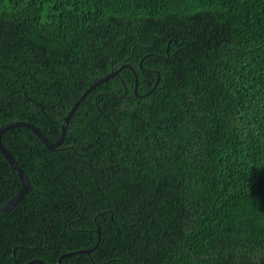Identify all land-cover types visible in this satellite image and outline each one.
Here are the masks:
<instances>
[{"label": "trees", "instance_id": "trees-1", "mask_svg": "<svg viewBox=\"0 0 264 264\" xmlns=\"http://www.w3.org/2000/svg\"><path fill=\"white\" fill-rule=\"evenodd\" d=\"M122 66L2 134L0 264H264V0H0V126Z\"/></svg>", "mask_w": 264, "mask_h": 264}, {"label": "water", "instance_id": "water-1", "mask_svg": "<svg viewBox=\"0 0 264 264\" xmlns=\"http://www.w3.org/2000/svg\"><path fill=\"white\" fill-rule=\"evenodd\" d=\"M123 67H128L130 68L132 75H133V95L135 97L134 94V73L131 69L130 66H122L120 67L118 70L116 71H112L110 74H108L107 76L101 78L100 80L96 81L94 84H92L83 94L82 96L74 103V105L72 106V108L70 109L69 113L67 114V116L65 117L62 125L60 126V131H59V137L55 142H49L45 136L41 133V131L39 130L38 127L24 122V121H15V122H10L7 124H4L2 126H0V153L1 155L5 158V160L7 161V163L9 164V166L13 169V171L15 172V174L17 175V177L20 180L21 183V189L17 192L16 195H14L9 201H7L5 204L0 206V214L6 213L9 210L13 209L22 199L23 197L30 191L31 189V184L30 181L28 179V177L26 176V174L24 173V171L21 169V167L18 165V163L16 162V160L13 158V156L11 155V153L2 145L1 143V136L2 134L14 127H24L29 129L32 133H34V135L39 139V141L44 145V147L46 149H48L49 151H55L58 147L61 146L63 140H64V136H65V131H66V127L67 124L69 122V119L71 118V116L73 115L74 111L76 110V108L80 105V103L82 102V100L86 97V95L92 91L94 88H96L97 86L105 83L106 81L110 80L111 78L115 77L116 75H118L119 71L123 68ZM159 80V77L157 78L155 85L153 87V89L151 91H149L147 94H150L153 92L155 86L157 85ZM145 95H143L142 97H144ZM142 97H135L136 99H140ZM66 149H70V148H66ZM63 150V149H62ZM60 151V150H59ZM75 155V154H74ZM94 222V221H93ZM96 228V227H95ZM97 232V229H96ZM98 241V232H97V238H96V243ZM95 243V245H96ZM94 245V246H95ZM93 246V247H94ZM92 247V248H93ZM89 250H84V251H80V252H75L78 254L81 253H85V254H89L91 249ZM75 253H71V254H65L62 255L61 257H59L56 261V264H60V260L65 258V257H70L72 255H74ZM59 260V261H58ZM28 264H45L42 261L39 260H34Z\"/></svg>", "mask_w": 264, "mask_h": 264}]
</instances>
